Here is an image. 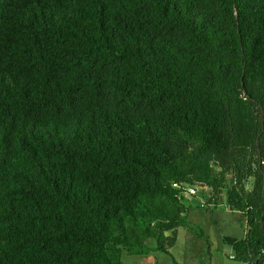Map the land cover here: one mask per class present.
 Masks as SVG:
<instances>
[{"label":"trees","instance_id":"1","mask_svg":"<svg viewBox=\"0 0 264 264\" xmlns=\"http://www.w3.org/2000/svg\"><path fill=\"white\" fill-rule=\"evenodd\" d=\"M190 186L264 264V0H0V264L169 254Z\"/></svg>","mask_w":264,"mask_h":264},{"label":"rangeland","instance_id":"2","mask_svg":"<svg viewBox=\"0 0 264 264\" xmlns=\"http://www.w3.org/2000/svg\"><path fill=\"white\" fill-rule=\"evenodd\" d=\"M196 194L186 195L185 203L189 206L188 227L177 230L175 244L169 248V254L151 251L147 255L122 254V260L129 264H243L231 259L232 247L223 241L224 236L242 238L245 233V222L238 211L230 210L225 203L217 206L205 204L207 189H197ZM202 230L204 237L199 235ZM154 245V240H147Z\"/></svg>","mask_w":264,"mask_h":264},{"label":"built area","instance_id":"3","mask_svg":"<svg viewBox=\"0 0 264 264\" xmlns=\"http://www.w3.org/2000/svg\"><path fill=\"white\" fill-rule=\"evenodd\" d=\"M196 188L194 187H187V191H186V194H189V195H194L196 194ZM201 205H204L203 203H201ZM230 258H233V255L230 256Z\"/></svg>","mask_w":264,"mask_h":264}]
</instances>
